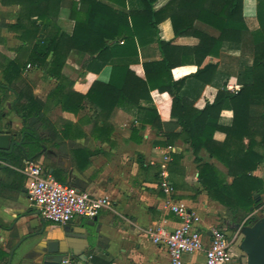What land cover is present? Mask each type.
<instances>
[{
  "label": "trees",
  "instance_id": "trees-1",
  "mask_svg": "<svg viewBox=\"0 0 264 264\" xmlns=\"http://www.w3.org/2000/svg\"><path fill=\"white\" fill-rule=\"evenodd\" d=\"M109 1L118 7L100 0H0L2 5H19L11 29L21 41L14 58L0 59V123L6 116L2 101L13 92L12 109L24 121V141L31 142L30 147L26 146L27 158L19 148L6 155L0 153V157L6 156L14 167H21L25 160L39 163L33 154L42 147L40 129L47 133L49 141L58 137L45 114L47 101L74 113L89 103L96 112V131L108 125L115 108L134 109L143 117L132 132H138L145 123L158 129L169 126L161 132L164 145H171L176 139L189 145L200 185L208 197L225 207L229 223H241L251 213L250 207L256 209L261 204L264 187L263 179L253 174L264 163V0L256 3L257 27L250 32L251 61L235 74L238 89L229 90L224 82L213 100L206 101L202 108L184 95L183 87L188 78L212 83L223 44L241 42L247 30L243 0H167L159 8L154 6L157 0ZM63 11L73 21L71 32L55 27L43 38V28ZM166 19L173 32L168 40L161 38L159 28ZM183 36L195 37L197 42L175 43ZM151 43L157 44L160 56L142 62L144 76L140 77L129 64L137 61L139 47ZM71 51L86 54L82 63L85 71L95 72L110 64L108 81L94 80L85 93L74 91L62 72ZM27 63L57 79L45 101L34 95L32 86L22 76ZM189 64L196 66L194 72L173 77V68ZM153 90L167 92L171 97L167 123L161 121L151 105ZM224 109L232 111L226 124L220 122ZM4 129L0 127L1 131ZM217 131L224 133L223 140L214 138ZM181 157L171 153L173 163ZM212 160L221 163L225 170ZM0 166V172L10 178L9 183L1 180L0 187L19 188L17 170L1 162ZM8 258L9 252L0 249V264H8Z\"/></svg>",
  "mask_w": 264,
  "mask_h": 264
},
{
  "label": "crops",
  "instance_id": "crops-1",
  "mask_svg": "<svg viewBox=\"0 0 264 264\" xmlns=\"http://www.w3.org/2000/svg\"><path fill=\"white\" fill-rule=\"evenodd\" d=\"M100 1L118 7L109 0ZM166 1L157 0L155 8H159ZM256 3L257 0H243L242 11L247 30L243 32L239 44H223L213 82L202 84L193 78L187 79L183 93L194 100L197 108H202L206 101L211 102L224 82L225 88L234 91L238 89L236 71L251 61L250 32L257 27ZM19 8L17 4L0 3V59L14 58L16 48L21 44L17 33L11 29ZM55 27L70 33L73 21L68 19L63 11L47 28H43V38ZM159 28L161 38L168 40L173 37L168 19L162 21ZM196 42L195 37L189 36L175 40L177 44L186 45ZM159 56L156 43L139 47L137 61L131 62L129 67L136 75L143 77L142 62L158 59ZM85 58L86 54L71 51L62 69L70 87L79 93H85L94 80L107 82L111 69L110 64H107L95 72L85 71L82 68ZM195 70V65H181L172 69V75L174 78H180ZM22 76L32 86L34 95L42 101L46 100L57 84L56 78L46 75L42 69L29 63ZM14 97L11 92L2 101L1 108L6 112V116L1 124L4 128L11 124L19 139L25 124L12 109ZM151 98V105L156 108L159 118L167 123L170 120V95L153 90ZM45 114L53 122L58 137L49 141L47 133L43 132V128L40 129V144L43 149L41 147L37 155L39 164L59 181L72 184L93 195L108 196L110 206L102 208L93 219L74 218L66 224L47 220L41 216L37 206L27 195V177L22 169L31 161H23L21 167L0 161L2 165L11 166L20 174L17 177V182L21 184L19 188L0 187V249L9 252L20 240L19 247L24 245L16 258L15 251L19 247L15 249L11 264L38 262L37 259L24 261L22 254L28 249L33 235L40 234L42 237L45 232L46 238L42 239V243H45V240H57L62 248L69 247L71 251L64 257H70L73 264H170L167 250L152 243L145 231L148 226L157 224H164L170 230L178 222L177 217L168 209L166 194L160 187L162 165L166 167L172 186L171 197L182 201L199 215V228L208 235L210 227L218 226L225 228L231 236L234 223L227 220L225 207L208 197L200 185L189 145L180 139H176L171 145H164L165 137L161 132L169 126L163 125L158 129L150 123H145L138 132L133 133L132 129L139 126L143 113L117 107L108 118V125L101 131H96V125L93 123L96 112L87 102L74 113L62 109L53 101H47ZM231 118V110L221 111V123H229ZM214 138L223 140L224 133L217 131ZM171 153L181 154L182 157L173 163ZM212 161L218 168L225 170L221 163ZM253 174L264 181V163H261ZM1 180L10 182L4 172H0V182ZM261 199L264 202V187ZM65 227L68 231H65ZM84 235L86 239L83 238ZM8 245H11V248L8 249ZM185 259L202 260L203 254L198 252L192 257L185 256Z\"/></svg>",
  "mask_w": 264,
  "mask_h": 264
},
{
  "label": "built area",
  "instance_id": "built-area-1",
  "mask_svg": "<svg viewBox=\"0 0 264 264\" xmlns=\"http://www.w3.org/2000/svg\"><path fill=\"white\" fill-rule=\"evenodd\" d=\"M22 172L27 177L29 200L47 220L66 224L74 218L93 219L102 208L110 206L108 196L93 195L72 184L61 182L39 163L29 162ZM160 187L166 194L168 209L178 219L177 225L169 230L164 224H157L148 226L145 231L152 243L167 250L170 264H232V237L222 227H210L208 235L199 228V215L182 201L171 197L173 190L165 165H162L160 171ZM198 252H202V260L185 259V256L192 257ZM59 264L73 262L70 257H63Z\"/></svg>",
  "mask_w": 264,
  "mask_h": 264
},
{
  "label": "water",
  "instance_id": "water-1",
  "mask_svg": "<svg viewBox=\"0 0 264 264\" xmlns=\"http://www.w3.org/2000/svg\"><path fill=\"white\" fill-rule=\"evenodd\" d=\"M1 126L2 124L0 123ZM24 134L23 132L20 139H17V132L13 130L11 124L6 126L3 131L0 130V153L6 155L11 153L15 148H19L24 157L27 158L26 146L31 142L26 143L24 141ZM39 153L40 151L35 152L33 155L37 156ZM0 158L5 160L7 165L11 164V161L6 156H1ZM250 211L257 217L253 224H243L250 215L241 223L234 224L232 233L237 235L235 242L236 252L244 255L245 264H264V202H261L257 209L250 207ZM65 231H68L67 227H65ZM46 234L45 232L42 237L40 234L33 235L28 249L22 254L24 261L29 259L36 261L37 259L38 262L34 264H59L68 251H71L69 247L62 248L57 240H45V243H42V239L44 240L46 238ZM83 238L86 239V235ZM20 243L21 240L9 251L8 264H11L13 253L19 247Z\"/></svg>",
  "mask_w": 264,
  "mask_h": 264
},
{
  "label": "flooded vegetation",
  "instance_id": "flooded-vegetation-1",
  "mask_svg": "<svg viewBox=\"0 0 264 264\" xmlns=\"http://www.w3.org/2000/svg\"><path fill=\"white\" fill-rule=\"evenodd\" d=\"M19 139H20V137H19ZM256 219H257L256 215L255 214H251L250 217L248 219H246L243 224H253L256 221ZM38 232H33V233H38ZM231 236H232V241H231V244H230V251H231L232 260H233L232 264H245L244 255L236 252V244H235V242H236L237 235L235 233H231Z\"/></svg>",
  "mask_w": 264,
  "mask_h": 264
},
{
  "label": "rangeland",
  "instance_id": "rangeland-1",
  "mask_svg": "<svg viewBox=\"0 0 264 264\" xmlns=\"http://www.w3.org/2000/svg\"><path fill=\"white\" fill-rule=\"evenodd\" d=\"M20 248H21V250H22V249L24 248V245H23V246L21 245V247H19V248L15 251L14 258H16V256L18 255V252H19Z\"/></svg>",
  "mask_w": 264,
  "mask_h": 264
}]
</instances>
